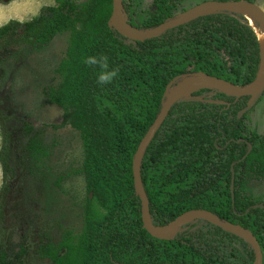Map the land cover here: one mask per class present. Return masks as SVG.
I'll return each mask as SVG.
<instances>
[{
    "label": "trees",
    "instance_id": "16d2710c",
    "mask_svg": "<svg viewBox=\"0 0 264 264\" xmlns=\"http://www.w3.org/2000/svg\"><path fill=\"white\" fill-rule=\"evenodd\" d=\"M55 1L29 22L11 21L0 28V41L36 50L45 49L60 34H70L66 57L56 69L61 81L46 88L45 95L64 113L63 121L50 127L71 126L82 133L81 173L89 196L80 241L64 245L44 241L41 258L54 264H254L255 249L246 239L206 220L186 224L171 240L153 236L145 228L132 167L173 79L203 72L241 87L256 81L261 44L249 21L234 12L210 14L156 38L136 41L110 26L113 0ZM185 2L154 0L148 9L138 11L133 0H123V7L129 24L146 31L178 17ZM144 11L148 17L140 22ZM99 55H106L110 66L119 69L113 82L104 86L83 62ZM249 100L217 91L213 101L182 99L172 107L141 164L154 226L166 227L186 211L205 209L250 230L264 256V202L246 188L264 176V133L247 130L246 119L255 107L239 118ZM3 129L7 131L6 126ZM14 130L5 133L0 153L12 179L21 175L22 167L32 170L49 157L45 129L36 131L25 121ZM9 187L0 196L1 219ZM91 193L106 210L104 215L95 211ZM20 248L15 258L22 260L28 247ZM0 264H14L1 242Z\"/></svg>",
    "mask_w": 264,
    "mask_h": 264
},
{
    "label": "rangeland",
    "instance_id": "374dc122",
    "mask_svg": "<svg viewBox=\"0 0 264 264\" xmlns=\"http://www.w3.org/2000/svg\"><path fill=\"white\" fill-rule=\"evenodd\" d=\"M153 1L133 0V4L139 11L148 9ZM214 1L221 0H186L180 15L201 3ZM255 2L264 10V0ZM54 5L55 0H0V28L11 21L29 22L40 15L42 8ZM147 17L146 11L138 16L140 22ZM109 24L114 26L115 19ZM69 38L68 32L60 34L43 50L19 47L12 40L0 41V117L6 120H0V153L5 133L15 131L25 121L31 122L36 131L45 129L43 140L49 149V157L42 165L32 170L22 167L21 175L13 179L0 160V196L5 186L10 185L4 218H0V242L9 249L14 264H54L41 258L39 250L43 242L51 239L57 245L77 243L84 232L89 193L81 173L82 133L71 126L61 130L50 127L60 124L64 113L61 107L48 103L45 95L46 88L61 81L56 69L66 57ZM203 90L197 92L198 97L193 94L188 100L213 101L220 91ZM246 123L248 131L264 133V95ZM246 188L256 200L264 202V176L252 180ZM91 200L97 214L104 215L106 210L94 196ZM22 244L28 247V254L19 260L15 256Z\"/></svg>",
    "mask_w": 264,
    "mask_h": 264
},
{
    "label": "water",
    "instance_id": "95a60500",
    "mask_svg": "<svg viewBox=\"0 0 264 264\" xmlns=\"http://www.w3.org/2000/svg\"><path fill=\"white\" fill-rule=\"evenodd\" d=\"M113 7H114V11L112 18L116 19L117 16H119L121 18V22L119 24L116 23L112 27L117 29V31L121 35L136 41H146L149 39L156 38L168 30L188 24L191 21L201 16L217 14V13H225V12H234V13L242 14V12L244 11H251L258 18L256 23L257 22L260 23V27H262L264 30V10L259 5H257L256 2H250V1L233 0V1H225V2L223 1L204 2L191 8L189 12L179 15L174 19L162 23L156 28L146 31L136 30L129 24V17L127 13L124 11L123 0H113ZM250 26L257 33L255 27L251 24ZM261 65L262 63L260 64V70H261ZM192 81H197V82H201L203 85L212 86L213 87L212 89H217L227 94H233L238 98L250 97L248 105L239 113V118H242L246 113L251 111L258 104V102L261 100V98L264 95V77L255 87L252 88L251 86L255 84L256 81L250 86L241 87L229 81H226L222 78L207 75L203 72L180 75L175 79H173L168 84L164 94L165 100L163 102L161 113L159 114L154 124L149 129L143 141L140 143L132 165L136 192L142 201V206H143L142 217L145 224V228L156 238L163 240H171L178 235V233L182 230L183 225L185 226V221L192 219V221L189 222L192 223L196 220H206L213 225H216L227 231L233 232L246 239L255 249L256 260L254 264H264L263 251L256 236L250 230L242 227L241 225H236L221 220L211 211L205 209H192L186 211L180 216H178L171 224L167 225L166 227H156L152 223L150 211H149V200L142 180L141 164L143 163V159L148 147L153 141V138L155 137L158 130L161 128V126L167 119L172 107L178 101L184 99L182 88L190 84ZM232 191H234V179L232 181ZM92 197H93V193H91V198Z\"/></svg>",
    "mask_w": 264,
    "mask_h": 264
},
{
    "label": "bare ground",
    "instance_id": "6f19581e",
    "mask_svg": "<svg viewBox=\"0 0 264 264\" xmlns=\"http://www.w3.org/2000/svg\"><path fill=\"white\" fill-rule=\"evenodd\" d=\"M242 14L245 15L248 18L249 23L255 27V29L257 31V35H258L259 40H260V44H261V63H262L261 70H260V73L258 75V79H257L256 83L251 86V88H252V87H255L261 81V79L264 77V30L262 27H260V30L257 28L255 21H257L258 18L253 12L244 11V12H242ZM120 22H121V18L119 16H117V18L115 19V23L119 24ZM212 88H213L212 86L203 85L201 82L192 81L190 84H188L187 86L182 88L183 98L188 99V98L192 97L193 94L197 93L198 91H200L202 89H212ZM220 89H222V88H220ZM190 221H192V219L185 221V225L187 223H189ZM168 231H170V230H168ZM163 233H166V232H163Z\"/></svg>",
    "mask_w": 264,
    "mask_h": 264
},
{
    "label": "clouds",
    "instance_id": "9594fccd",
    "mask_svg": "<svg viewBox=\"0 0 264 264\" xmlns=\"http://www.w3.org/2000/svg\"><path fill=\"white\" fill-rule=\"evenodd\" d=\"M83 62L94 69L97 83L100 86L112 83L119 74L118 68L110 66L109 58L106 55L88 56Z\"/></svg>",
    "mask_w": 264,
    "mask_h": 264
}]
</instances>
